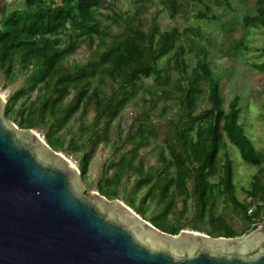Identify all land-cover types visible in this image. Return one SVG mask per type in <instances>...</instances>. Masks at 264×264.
Masks as SVG:
<instances>
[{
  "label": "trees",
  "instance_id": "16d2710c",
  "mask_svg": "<svg viewBox=\"0 0 264 264\" xmlns=\"http://www.w3.org/2000/svg\"><path fill=\"white\" fill-rule=\"evenodd\" d=\"M22 1L20 8H9L6 0L0 5V73H11L10 55L15 53L20 55L19 66L33 67L29 88L19 89L6 102L7 119H12L20 129H33L40 122L47 128L45 141L53 151L82 153L78 169L84 180L94 150L101 141L106 144L110 141L114 121L131 102L140 101L145 110L133 121L137 128L130 126L120 135L116 133L117 140L112 142L114 150L132 148L112 164L115 174L109 177L105 173L98 184V193L109 200L118 199L122 178L133 172L139 175L137 188L148 187L146 198L154 197L161 207L149 223L164 233L177 235L182 231L190 200L194 211L191 231L213 238H233L259 223L264 226V155L255 149L238 124L237 100H232L228 111H224L220 85L203 47L195 48L194 63L189 66L184 60L179 32L160 31L156 23L159 13L146 20L142 5L133 16H123L114 11L115 0L107 3L109 15L99 13L105 0H59L58 4L52 0ZM145 1L140 3L147 5ZM168 1L174 18L179 2ZM255 3L244 13L243 25L264 28V0ZM198 16L206 18L202 13ZM103 20L109 24L104 25ZM112 24L121 27L122 32L112 35ZM184 32L187 35L183 38L193 37L190 42L199 45L194 30ZM82 45L88 51L86 61L70 62L69 58ZM255 68L264 72V63ZM36 91L37 98L27 108L26 103L19 106L21 99L28 100ZM159 101H170L171 107L164 104L158 115L166 116L169 109L183 112L167 121L161 142L158 130L147 116ZM200 103L209 107L192 115ZM90 113L92 121L86 126ZM75 115L80 121L79 129L89 131L88 138L79 144L71 141L66 145L60 135ZM101 122L104 129L99 131L97 126ZM223 136L244 162L258 169L250 191L260 203L253 206L250 215L249 206L235 196L230 159L225 157V162H221L220 151L226 147ZM152 143H156L159 166L147 168L139 152ZM215 177L219 179L217 184ZM181 196L182 207L172 219L169 215L174 214L176 198ZM219 196L248 224L244 233H236L225 217L216 213ZM126 204L144 217L147 211L144 207H137L132 199Z\"/></svg>",
  "mask_w": 264,
  "mask_h": 264
},
{
  "label": "water",
  "instance_id": "95a60500",
  "mask_svg": "<svg viewBox=\"0 0 264 264\" xmlns=\"http://www.w3.org/2000/svg\"><path fill=\"white\" fill-rule=\"evenodd\" d=\"M0 95V264H264V226L233 238L164 233L5 117Z\"/></svg>",
  "mask_w": 264,
  "mask_h": 264
},
{
  "label": "rangeland",
  "instance_id": "374dc122",
  "mask_svg": "<svg viewBox=\"0 0 264 264\" xmlns=\"http://www.w3.org/2000/svg\"><path fill=\"white\" fill-rule=\"evenodd\" d=\"M5 0H0V5L5 4ZM11 9L20 8L23 5L22 0H6ZM58 4L59 0H52ZM145 0H115L114 11L122 14L123 16H133L137 7L142 5L141 10L144 9L145 19L149 20L154 13H159L157 18V27L160 31H171L176 29L181 35L180 43L184 47V60L187 64L194 63V56L198 46L203 47L207 61H209L210 69L214 74L215 80L219 82L221 89V97L223 99V109L228 111L229 103L236 99L237 108L239 110L238 124L244 130L245 135L251 140L255 149L264 155V72H259L255 65L264 63V28L261 26H245L243 25V15L248 8L254 7L257 0H177L179 2V9L174 18H171V9L168 0H146L147 5L140 3ZM111 0H105L99 10L101 14H110L106 6ZM7 3V2H6ZM202 13L206 18L198 16ZM100 19V18H99ZM104 25L109 24L108 21L103 20ZM148 24L147 22H145ZM147 27V26H144ZM194 30L193 32L195 41H199V45L191 43L192 38H183L185 30ZM112 35H118L122 32V28L112 24ZM192 35V34H191ZM109 40V39H106ZM192 48L194 51H192ZM19 54L10 55V63H12L11 73L8 75L0 73V94L7 102L11 95L19 89L27 90L29 82L32 83L31 72L33 71L32 65L19 66ZM88 51L84 45L78 47L75 54L69 58L70 62L82 63L86 61ZM29 81V82H28ZM149 82V81H147ZM38 92H34L30 98L21 99L18 103L28 107L29 102L36 99ZM171 107L170 101H159L155 110H149L147 116L152 119V123L158 130L159 142L163 137L166 130L168 120H173L176 113L181 112L180 109L167 110L166 116L158 115L163 105ZM206 103H200L192 111V115L200 114L204 109L208 108ZM18 108V107H17ZM145 110L141 102L139 104L134 100L131 102L122 115L112 124L110 141L106 144L100 142L94 150L91 159L87 166V172L84 180L81 179L85 188V194L98 193V184L103 181L102 178L105 173L111 177L115 174L113 163H116L122 156L127 155L131 146L121 150H114L112 142L117 140V135L123 133L126 129H136L138 124H134L135 117L141 116ZM12 122L13 120L10 119ZM86 126L92 121V113L86 119ZM103 122V121H102ZM97 126L99 131L104 129L103 123ZM60 138L64 139L66 145L71 141L78 144L84 142L88 138V130L81 131L80 121L75 115L68 124ZM37 133L44 141L47 134V128L42 123L37 122V125L31 129ZM122 131V132H121ZM223 141L226 147L220 151L221 162L224 163L225 157L230 159L232 163V178L235 196L237 200L249 206H257L260 201L252 196L250 191V184L252 177L257 173V167L244 162L238 150L231 145L223 136ZM46 142V141H45ZM157 143V142H156ZM156 143H152L140 150L139 154L141 159L148 167H158L157 148ZM69 158L74 166L79 167L82 153H71L68 150L58 152ZM112 165V166H111ZM262 168L264 169V159ZM79 170V169H78ZM264 176V175H263ZM139 175L133 172L122 178L121 193L118 200L127 205V201L132 199L135 201L137 207H144L145 212L142 219L149 222L151 218L159 213L161 207L158 206L154 197L146 198L148 187L141 189L137 188V181ZM215 184L219 182L217 177L214 178ZM191 191V186H190ZM99 194V193H98ZM183 197L176 198V209L174 214L169 217L174 219L175 215L182 207ZM188 215L183 223L182 230L191 231L190 219L194 215L193 200L188 202ZM133 210V209H132ZM216 213L223 215L228 224L233 230L238 233H244L247 223L240 217L238 213L232 210V205H226L223 197L219 196L216 202ZM260 224V223H259Z\"/></svg>",
  "mask_w": 264,
  "mask_h": 264
},
{
  "label": "built area",
  "instance_id": "2783aa9c",
  "mask_svg": "<svg viewBox=\"0 0 264 264\" xmlns=\"http://www.w3.org/2000/svg\"><path fill=\"white\" fill-rule=\"evenodd\" d=\"M4 98V97H3ZM69 159V158H68ZM70 160V159H69ZM71 161V160H70ZM254 210V207H251L249 210H248V212H247V214L248 215H250L251 213H252V211Z\"/></svg>",
  "mask_w": 264,
  "mask_h": 264
},
{
  "label": "bare ground",
  "instance_id": "6f19581e",
  "mask_svg": "<svg viewBox=\"0 0 264 264\" xmlns=\"http://www.w3.org/2000/svg\"><path fill=\"white\" fill-rule=\"evenodd\" d=\"M1 95V94H0ZM3 97V96H2Z\"/></svg>",
  "mask_w": 264,
  "mask_h": 264
}]
</instances>
